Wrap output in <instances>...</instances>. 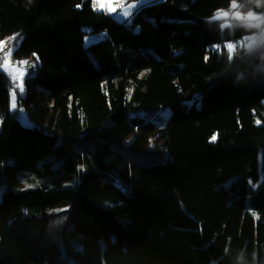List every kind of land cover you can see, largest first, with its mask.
Segmentation results:
<instances>
[{
  "label": "trees",
  "instance_id": "16d2710c",
  "mask_svg": "<svg viewBox=\"0 0 264 264\" xmlns=\"http://www.w3.org/2000/svg\"><path fill=\"white\" fill-rule=\"evenodd\" d=\"M247 13L264 0H148L130 22L94 0H0V42L38 60L15 110L0 68V264H264Z\"/></svg>",
  "mask_w": 264,
  "mask_h": 264
},
{
  "label": "rangeland",
  "instance_id": "374dc122",
  "mask_svg": "<svg viewBox=\"0 0 264 264\" xmlns=\"http://www.w3.org/2000/svg\"><path fill=\"white\" fill-rule=\"evenodd\" d=\"M123 2L122 5L117 6L116 3L118 2ZM148 0H111V6L115 9L114 11H109L107 10L106 5L108 4L109 0H94L95 2V8L97 10H105L107 11L109 14H111L116 20H118L119 22H125V21H130L131 16L134 12V10L142 3L147 2ZM101 4H104L105 7H101ZM129 6H134L131 8V14L128 16H122V12L124 11V9L129 8ZM235 9L231 10L228 14H232L234 12ZM221 14H223L221 12ZM249 13L246 14V16ZM85 29H90L88 27H86ZM105 36V32H102L100 34L99 37H97L96 34H91V35H85V42L84 45L85 47H87L88 45L97 42L98 40H100L101 38H103ZM252 36V35H251ZM250 36V37H251ZM250 37L243 42V45L246 47H250ZM1 43V42H0ZM19 41L17 42L16 45H18ZM15 45V46H16ZM235 43H230L228 44V48L230 50H233L235 48ZM14 49V48H13ZM12 49V50H13ZM12 52V51H11ZM22 63L23 61L19 59L14 58L13 56L8 58L7 60H5L4 64H8L7 67H5L4 64H2L1 69L4 70L6 76L8 77V81H9V87H10V109L11 110H15L17 107V96L19 94L20 87L18 86L20 84V76H21V72H23V76H22V88H23V92H24V81L26 78L27 73L23 70L22 67ZM13 75L16 76V80H13ZM15 88V98L13 101V89ZM22 93V91L20 92V94ZM13 102L15 103V107H13ZM170 112V108L169 107H151L150 109L147 110V116L148 118L153 119L154 121H156L157 123L162 124L164 122V120L166 119V117L168 116ZM20 119L23 121H26L24 114L22 113L20 116ZM25 187L28 186H32L35 187L36 184L35 183H28L26 182L24 184ZM250 195L248 196L249 199ZM62 208H57L54 211L55 212H59L61 211ZM251 213H253L255 216L258 217V212L256 210H251ZM70 264H74V261L71 260Z\"/></svg>",
  "mask_w": 264,
  "mask_h": 264
},
{
  "label": "built area",
  "instance_id": "2783aa9c",
  "mask_svg": "<svg viewBox=\"0 0 264 264\" xmlns=\"http://www.w3.org/2000/svg\"><path fill=\"white\" fill-rule=\"evenodd\" d=\"M117 6L122 5V2L116 3ZM17 44V39L14 36H9L5 38L0 43V67L10 57L11 51L15 48ZM22 67L27 72V74H34L38 69V60L34 55H29L23 59Z\"/></svg>",
  "mask_w": 264,
  "mask_h": 264
},
{
  "label": "clouds",
  "instance_id": "9594fccd",
  "mask_svg": "<svg viewBox=\"0 0 264 264\" xmlns=\"http://www.w3.org/2000/svg\"><path fill=\"white\" fill-rule=\"evenodd\" d=\"M253 2L259 4L262 0H253ZM236 18L241 20L245 27L257 29V32L253 33L250 37V45L255 47L264 46V15L256 16L249 13L247 16H239ZM261 59L264 60V55L261 56Z\"/></svg>",
  "mask_w": 264,
  "mask_h": 264
},
{
  "label": "snow or ice",
  "instance_id": "6c2138e0",
  "mask_svg": "<svg viewBox=\"0 0 264 264\" xmlns=\"http://www.w3.org/2000/svg\"><path fill=\"white\" fill-rule=\"evenodd\" d=\"M101 7H105L104 4H101ZM107 7V10L109 11H114L115 9L111 6V0H109L108 4L106 5ZM134 7V6H129V8H126L124 9V11L122 12V16H128L131 14V8ZM125 22H130V21H125ZM5 67H7V65H5ZM22 76H23V72H21V76H20V84L18 85L20 87V90L23 91V88H22ZM13 80L15 81L16 80V76L13 75ZM12 95H13V101H14V98H15V88L13 89V92H12ZM13 107H15V103L13 102ZM213 139H215V137H213Z\"/></svg>",
  "mask_w": 264,
  "mask_h": 264
},
{
  "label": "crops",
  "instance_id": "0c3cea01",
  "mask_svg": "<svg viewBox=\"0 0 264 264\" xmlns=\"http://www.w3.org/2000/svg\"><path fill=\"white\" fill-rule=\"evenodd\" d=\"M144 3H142V4H140L134 11H136L139 7H141L142 5H143ZM4 65H7L8 66V64H4ZM1 68V67H0ZM2 70V69H1ZM4 71V70H3ZM20 92L21 91H19V94L18 95H22L23 94V91H22V93L20 94Z\"/></svg>",
  "mask_w": 264,
  "mask_h": 264
}]
</instances>
